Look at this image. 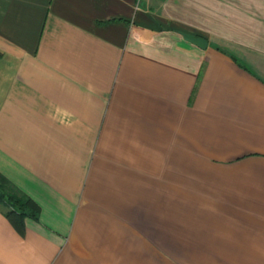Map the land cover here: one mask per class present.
<instances>
[{
    "label": "crops",
    "instance_id": "1",
    "mask_svg": "<svg viewBox=\"0 0 264 264\" xmlns=\"http://www.w3.org/2000/svg\"><path fill=\"white\" fill-rule=\"evenodd\" d=\"M0 52V172L41 207L0 206V264H264V0H0Z\"/></svg>",
    "mask_w": 264,
    "mask_h": 264
},
{
    "label": "trees",
    "instance_id": "2",
    "mask_svg": "<svg viewBox=\"0 0 264 264\" xmlns=\"http://www.w3.org/2000/svg\"><path fill=\"white\" fill-rule=\"evenodd\" d=\"M0 206L4 208V213L9 222L21 234L25 233L26 219L28 217L37 219L41 213L40 205L1 172Z\"/></svg>",
    "mask_w": 264,
    "mask_h": 264
},
{
    "label": "rangeland",
    "instance_id": "3",
    "mask_svg": "<svg viewBox=\"0 0 264 264\" xmlns=\"http://www.w3.org/2000/svg\"><path fill=\"white\" fill-rule=\"evenodd\" d=\"M202 191H204V190H202ZM182 201H183V199L181 198V190H174V202H175V204H173L172 206H168V214H165V212H164L165 209H164L162 216H183V214L186 212V210L184 209V205L182 204ZM190 201L193 203L198 202V200L196 198L194 199L192 197V194H191ZM196 206L191 205L189 207L193 208ZM200 207L202 208V210L204 208H206V206L204 207V205H200Z\"/></svg>",
    "mask_w": 264,
    "mask_h": 264
},
{
    "label": "water",
    "instance_id": "4",
    "mask_svg": "<svg viewBox=\"0 0 264 264\" xmlns=\"http://www.w3.org/2000/svg\"><path fill=\"white\" fill-rule=\"evenodd\" d=\"M184 38L194 44H196L197 46H199L202 49L207 48L208 46V40L202 36H197L194 34H189V33H182Z\"/></svg>",
    "mask_w": 264,
    "mask_h": 264
}]
</instances>
